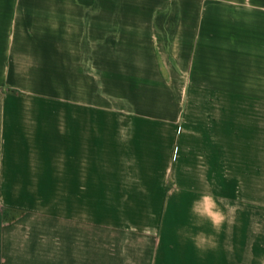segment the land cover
Segmentation results:
<instances>
[{
  "label": "crops",
  "instance_id": "crops-1",
  "mask_svg": "<svg viewBox=\"0 0 264 264\" xmlns=\"http://www.w3.org/2000/svg\"><path fill=\"white\" fill-rule=\"evenodd\" d=\"M154 1L163 4L121 11L105 0H48L47 10L0 0V264H250L264 94L217 90L233 82L217 52L232 50L234 34L217 19L262 18L264 0ZM106 76L132 96L160 84L164 121L122 122ZM121 190H192L194 202L181 205L178 234L162 233L138 261ZM234 197L244 219L226 204ZM252 254L264 264L259 246Z\"/></svg>",
  "mask_w": 264,
  "mask_h": 264
},
{
  "label": "rangeland",
  "instance_id": "rangeland-1",
  "mask_svg": "<svg viewBox=\"0 0 264 264\" xmlns=\"http://www.w3.org/2000/svg\"><path fill=\"white\" fill-rule=\"evenodd\" d=\"M42 2V9H48L50 3L48 0ZM105 0L106 9H119L121 11L128 10H155L161 4L152 0ZM130 1V2H129ZM119 7V8H118ZM217 26H227L234 30L233 36H227L228 41L232 42V50L218 51V64L229 71L233 82L218 83L217 90L222 92L232 93L234 96L241 95V93L264 94V17L262 18H248L243 20L217 19ZM95 53V52H94ZM145 53V52H144ZM106 61L111 58V52L106 50ZM155 69V68H154ZM107 70V68H106ZM90 72H95V68H90ZM106 76V95H116L117 98H106V102L121 109L122 122H138L148 121L153 123H161L164 120V113L167 108L168 91L163 90L160 84H152L149 90L138 91L136 95L130 93L126 87L125 82L115 83L107 79ZM114 85L116 87H114ZM177 87L181 84H174ZM179 85V86H178ZM198 85V84H197ZM116 89L113 91L112 89ZM109 91V92H108ZM167 91V92H166ZM180 91V90H178ZM240 99H233V106H241ZM147 111V116L136 115L137 112ZM131 112V113H128ZM149 116V117H148ZM146 117V120L144 119ZM140 178H138L139 181ZM143 181V180H142ZM170 182H172L170 180ZM172 187V183H170ZM201 197V196H200ZM202 203L205 205L208 213L211 208V196L205 194L202 196ZM121 211L120 219L123 224H127L126 236L129 234L135 236V253L137 260L144 256L147 246L150 242L152 246H159V237L163 233L171 232L173 235L178 234L177 217L181 215V205H191L193 201L192 190H121ZM221 196H217L216 202L222 204ZM226 204L233 205L237 209V215L240 219L245 215L243 209L240 207V200L235 197L233 200H225ZM233 203H231V202ZM250 203V208L247 217L249 218L248 236H249V253L250 264L251 261H258L256 258H251L252 253H255L256 247L259 246L261 252L264 251V208L257 209L254 204ZM262 205H260L261 207ZM264 207V206H263ZM232 208V207H229ZM171 211H168V210ZM258 212V213H257ZM230 213V212H229ZM232 213H235L232 211ZM243 213V214H241ZM241 214V215H240ZM165 216L163 231L161 230V218ZM174 215V216H173ZM173 216V227H166L168 217ZM231 215L229 214L228 217ZM235 216V214H233ZM217 218H220L218 215ZM235 218V217H234ZM245 216H243V219ZM122 231L125 227L121 228ZM169 229V230H168ZM228 230V228H226ZM162 231V232H161ZM162 234V235H163ZM123 235V233H122ZM258 239V240H257ZM228 248L229 243H224ZM155 251V250H154ZM264 263V256L260 260Z\"/></svg>",
  "mask_w": 264,
  "mask_h": 264
}]
</instances>
